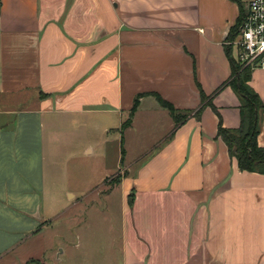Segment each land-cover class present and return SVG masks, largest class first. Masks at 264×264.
<instances>
[{"label": "crops", "instance_id": "1", "mask_svg": "<svg viewBox=\"0 0 264 264\" xmlns=\"http://www.w3.org/2000/svg\"><path fill=\"white\" fill-rule=\"evenodd\" d=\"M248 1L0 0V257L55 216L45 180L57 138H88L89 127L96 136L140 94L121 131L143 115L149 145L113 187L120 264H264V174L238 168L209 106L174 129L155 95L195 112L199 88L208 96L229 80L237 54L225 40ZM249 85L264 104L263 69H251ZM212 102L225 128L239 127L230 85Z\"/></svg>", "mask_w": 264, "mask_h": 264}, {"label": "rangeland", "instance_id": "2", "mask_svg": "<svg viewBox=\"0 0 264 264\" xmlns=\"http://www.w3.org/2000/svg\"><path fill=\"white\" fill-rule=\"evenodd\" d=\"M127 117L125 113L120 122L112 118L99 125L94 137L95 129L89 127L88 138H57L54 154L46 160L45 180L46 198L55 202L49 210L55 216L38 236L0 257V264L121 263V197L113 187L131 156L149 145L143 136L146 118L139 115L132 128L121 131ZM87 146L94 150L90 155L84 153ZM67 189L74 196L68 198Z\"/></svg>", "mask_w": 264, "mask_h": 264}, {"label": "trees", "instance_id": "3", "mask_svg": "<svg viewBox=\"0 0 264 264\" xmlns=\"http://www.w3.org/2000/svg\"><path fill=\"white\" fill-rule=\"evenodd\" d=\"M235 1L239 2V0ZM240 12V16L238 17L236 24L231 28L227 39L233 38L237 32L242 16L244 15L242 8ZM227 53L228 55L230 54L228 50ZM250 77L251 69L240 64L238 60L231 58V75L229 80L208 96L199 88L200 107L195 112L185 111L182 112L181 115H179V111H177L169 102L163 100L159 95H155L160 106L170 112L174 121V129L191 114L198 118L202 109L209 106L218 117L216 135L225 143L229 155L232 158H235L238 168L242 171L264 174V147L259 146L257 143V135L260 131L261 114L264 110V104L258 94L250 87ZM224 84L230 85L239 98L240 123L239 127L236 129H228L223 126L222 119L212 102L214 95ZM41 96H43V94ZM141 96L142 95L139 94L135 98L129 116L121 124V130L129 126L131 118L138 107V101ZM119 178L117 179V182ZM131 203L132 195L129 194L128 204L131 205Z\"/></svg>", "mask_w": 264, "mask_h": 264}, {"label": "built area", "instance_id": "4", "mask_svg": "<svg viewBox=\"0 0 264 264\" xmlns=\"http://www.w3.org/2000/svg\"><path fill=\"white\" fill-rule=\"evenodd\" d=\"M237 60L250 69L264 70V0H249L236 34L225 40Z\"/></svg>", "mask_w": 264, "mask_h": 264}]
</instances>
